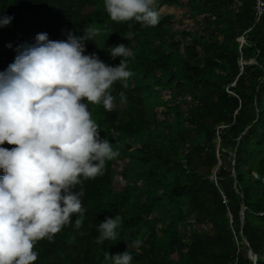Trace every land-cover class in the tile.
<instances>
[{
	"label": "trees",
	"instance_id": "obj_1",
	"mask_svg": "<svg viewBox=\"0 0 264 264\" xmlns=\"http://www.w3.org/2000/svg\"><path fill=\"white\" fill-rule=\"evenodd\" d=\"M163 6L198 28L174 30L170 15L155 27L117 23L103 0H0V15L14 17L0 27V71L38 33L65 40L84 26L100 29L85 54L117 66L108 47L134 53L127 87L111 89L113 110L88 105L119 155L83 182L82 227L37 241L34 264H102L106 251L125 250L132 264H264V15L256 21L257 0H158ZM116 214V239L97 243L96 225Z\"/></svg>",
	"mask_w": 264,
	"mask_h": 264
},
{
	"label": "clouds",
	"instance_id": "obj_2",
	"mask_svg": "<svg viewBox=\"0 0 264 264\" xmlns=\"http://www.w3.org/2000/svg\"><path fill=\"white\" fill-rule=\"evenodd\" d=\"M157 2L103 0L112 21L142 27L158 25ZM13 19L0 15V27ZM99 33L84 26L83 35L69 32L56 41L38 33L34 43L18 46L13 62L0 71V264H34L37 241L51 240L70 224L81 228L83 182L102 175L106 163L119 155L101 137L88 105L113 110L111 89L118 82L127 87L133 75L128 59L134 53L124 43L108 47L111 58L121 57L117 66L96 53L85 54V41H94ZM5 143L14 147H3ZM120 224L118 214L98 223L97 243L115 240ZM140 244L134 242L137 248ZM132 260L127 250L106 251L102 264Z\"/></svg>",
	"mask_w": 264,
	"mask_h": 264
},
{
	"label": "rangeland",
	"instance_id": "obj_3",
	"mask_svg": "<svg viewBox=\"0 0 264 264\" xmlns=\"http://www.w3.org/2000/svg\"><path fill=\"white\" fill-rule=\"evenodd\" d=\"M157 11H158L159 17H163L165 15H170V16L175 18V22L172 25V28L174 30L197 29L198 28V25L194 21L193 17H190V16L186 15L183 10L175 9V8H172V7L163 6L161 8H158ZM198 20H199V22H203L204 18L200 16V17H198ZM180 21L182 23H180ZM242 41H244L243 37L241 38V42ZM164 94L168 96L167 92H164ZM188 100H190V98H188ZM161 110H163V108H160L158 110L159 111L158 112L159 115L161 114ZM117 170H118L117 173H116L117 182L120 183V184H123V182H124L123 180L125 178L123 176H121V174H120L121 166L117 167Z\"/></svg>",
	"mask_w": 264,
	"mask_h": 264
},
{
	"label": "built area",
	"instance_id": "obj_4",
	"mask_svg": "<svg viewBox=\"0 0 264 264\" xmlns=\"http://www.w3.org/2000/svg\"><path fill=\"white\" fill-rule=\"evenodd\" d=\"M263 15H264V1L257 0V6L255 9L256 21H259Z\"/></svg>",
	"mask_w": 264,
	"mask_h": 264
},
{
	"label": "water",
	"instance_id": "obj_5",
	"mask_svg": "<svg viewBox=\"0 0 264 264\" xmlns=\"http://www.w3.org/2000/svg\"><path fill=\"white\" fill-rule=\"evenodd\" d=\"M251 62H255V60L253 59V60H251ZM242 220H244L243 216H242ZM244 241L246 242V240H244ZM250 257L253 258L251 250H250Z\"/></svg>",
	"mask_w": 264,
	"mask_h": 264
}]
</instances>
